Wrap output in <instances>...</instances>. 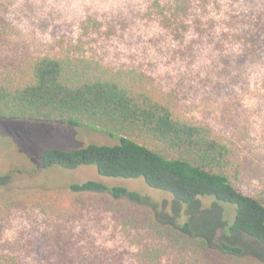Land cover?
Returning <instances> with one entry per match:
<instances>
[{
  "label": "rangeland",
  "instance_id": "rangeland-1",
  "mask_svg": "<svg viewBox=\"0 0 264 264\" xmlns=\"http://www.w3.org/2000/svg\"><path fill=\"white\" fill-rule=\"evenodd\" d=\"M168 1L0 0V72L17 73L32 60L52 57L144 75L177 113L210 127L229 146L237 169L233 182L241 192L257 195L264 191V26L256 17L264 14V0L233 5L218 0L207 14L197 10L202 25L196 16L186 24L166 21L156 5ZM232 17L252 21L235 24ZM118 143L85 128L0 120V173L25 172L0 193L54 194L93 180L126 187L144 199L136 204L70 195L59 200L55 212L32 203L9 206L0 210V254L20 257V264H146L145 254L156 246L165 248L167 259L173 252L168 237L178 241L177 233L189 224L190 236L202 237L209 247L227 242L264 262L261 242L228 232L235 207L213 198L184 204L143 179L107 178L92 166L36 172L47 149ZM142 208L154 210L176 233L157 238L150 226L137 227L131 214ZM195 250L199 264H207L201 245Z\"/></svg>",
  "mask_w": 264,
  "mask_h": 264
},
{
  "label": "trees",
  "instance_id": "trees-1",
  "mask_svg": "<svg viewBox=\"0 0 264 264\" xmlns=\"http://www.w3.org/2000/svg\"><path fill=\"white\" fill-rule=\"evenodd\" d=\"M217 1L169 0L156 7L168 22L186 24L196 16L197 23L202 25L197 10L207 14L208 6L218 4ZM230 1L233 5L237 0ZM231 20L235 24L252 21L248 17L244 21L237 17ZM256 24L264 26L262 12L257 13ZM0 120L61 124L117 139L116 145L47 149L36 172L52 168L74 171L92 166L107 178L143 179L149 187L168 192L184 204L213 198L235 207L229 233H245L264 245V191L257 195L241 192L232 180L231 174L237 169L229 146L210 127L195 124L177 113L171 102L156 94L144 75L83 61L40 57L17 73L0 72ZM17 173L25 172L0 173V189L10 187ZM87 194L104 195L115 202L144 201L138 192L126 187H110L90 180L54 194L41 190L0 193V210L9 206L21 209L25 203H32L55 212L59 200L66 196ZM131 216L137 227L150 226L157 238L167 236V231L171 234L176 231L160 223L152 209L142 208ZM189 233L190 225L186 224L177 233L178 241L168 237L173 252L167 259L165 248L156 246L145 254V263L199 264L194 255L199 244L202 248L199 253L208 258L207 264H264L247 256L242 247L222 242L220 247L212 248L202 237L194 238ZM20 263V257L0 254V264Z\"/></svg>",
  "mask_w": 264,
  "mask_h": 264
}]
</instances>
